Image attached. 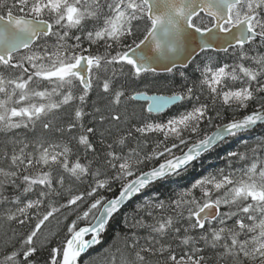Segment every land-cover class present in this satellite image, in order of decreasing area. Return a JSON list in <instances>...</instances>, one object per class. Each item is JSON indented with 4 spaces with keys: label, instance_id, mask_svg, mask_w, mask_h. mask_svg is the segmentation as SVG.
Segmentation results:
<instances>
[{
    "label": "snow or ice",
    "instance_id": "6c2138e0",
    "mask_svg": "<svg viewBox=\"0 0 264 264\" xmlns=\"http://www.w3.org/2000/svg\"><path fill=\"white\" fill-rule=\"evenodd\" d=\"M174 70L182 83L148 94ZM257 128L264 0H0V264H95L141 196L106 264H264ZM212 154L225 167L192 179Z\"/></svg>",
    "mask_w": 264,
    "mask_h": 264
},
{
    "label": "trees",
    "instance_id": "16d2710c",
    "mask_svg": "<svg viewBox=\"0 0 264 264\" xmlns=\"http://www.w3.org/2000/svg\"><path fill=\"white\" fill-rule=\"evenodd\" d=\"M208 53H202L200 54L193 62L192 65L189 66L187 71L191 73L192 69L195 67L196 63L202 62ZM211 55L215 56V53H211ZM221 59H223V54L220 56ZM229 63H231V60H228ZM180 71H183L184 69H179ZM175 71V76H172L170 74H157L155 77L149 75L147 77V80L149 82H154L153 87L148 89V94H170V90L177 87L180 83H182L178 71ZM164 85H167V87H164ZM143 89V87H140V90ZM145 90V89H144ZM91 97V94H90ZM92 100H89L88 107L86 108L87 111H92V105H91ZM104 102L102 101L100 104H103ZM139 106L140 103H134L133 107H135L136 111H139ZM133 110L132 107H129V112ZM87 123V120L85 121ZM264 134V129L257 128L255 131V134L253 137H245L246 139H254L256 137H259L260 135ZM3 144H4V138L0 136V151L3 150ZM239 145L237 143H233L231 146V150H236V148ZM241 150H243L241 148ZM224 153L221 152V155ZM203 167H201L199 164L197 165L196 169L191 173V178L192 179H197L200 177L202 174H207V172L214 170L215 168L219 167H225V162L220 160L218 157L215 156V154L207 156L204 161H203ZM189 183V180L186 179L184 181L180 182V185H186ZM180 190V187H178L177 184L175 183H165L162 186H157V195L159 196L160 199H164L167 201L169 198H174L176 193ZM109 197H111V193L107 194ZM145 195H152L151 192L146 193ZM144 199V196H141L139 198H134L131 202H129L126 206L122 208V211L119 215L115 216L107 226L106 232L103 234L104 239L102 240L101 244L90 249L87 253L86 256H84V260H88L90 257L94 258L95 264L98 263L97 260L101 256L102 252L105 250H109L110 252L114 251L115 247H122V240L120 237L128 233V228L125 226L124 223V218L125 216H131L133 214V211L135 209V206L137 203L142 202ZM89 223V221H81L80 226H86ZM57 224L54 223L50 227V231L54 232ZM2 227L5 229L7 226H1L0 227V232L2 230ZM144 232H141V235H144ZM61 237L63 236V232L61 231L60 233ZM4 243V240H0V244ZM55 243V241H53ZM143 243V241H141ZM4 253H0V256H2ZM44 253L40 254L41 258V264H42V258H43Z\"/></svg>",
    "mask_w": 264,
    "mask_h": 264
},
{
    "label": "rangeland",
    "instance_id": "374dc122",
    "mask_svg": "<svg viewBox=\"0 0 264 264\" xmlns=\"http://www.w3.org/2000/svg\"><path fill=\"white\" fill-rule=\"evenodd\" d=\"M141 90H144V89H141ZM91 94V100L94 101V100H98V94H97V91H93ZM99 103H101L102 101H98ZM91 105H92V102H91ZM56 223L55 220H53L49 225H48V229H46L45 231L48 232L50 231V227L52 224ZM1 227V226H0ZM58 225L56 226L54 232H56L58 230ZM4 231L5 229L2 227V230L0 232V240H4ZM9 235H11V233L9 232ZM5 252V245L4 243L0 244V253H4ZM111 252L109 250H105L104 252H102L101 256L98 258L96 264H106V257L110 254Z\"/></svg>",
    "mask_w": 264,
    "mask_h": 264
},
{
    "label": "water",
    "instance_id": "95a60500",
    "mask_svg": "<svg viewBox=\"0 0 264 264\" xmlns=\"http://www.w3.org/2000/svg\"><path fill=\"white\" fill-rule=\"evenodd\" d=\"M202 54V53H201ZM197 58V57H196ZM158 74H167V73H165V72H162V71H160V72H158ZM149 95H151V94H149ZM139 103H143V102H139ZM128 204V203H127ZM126 204V205H127Z\"/></svg>",
    "mask_w": 264,
    "mask_h": 264
}]
</instances>
